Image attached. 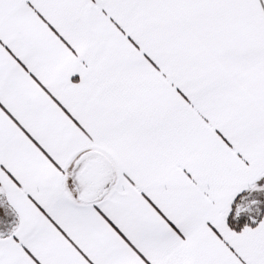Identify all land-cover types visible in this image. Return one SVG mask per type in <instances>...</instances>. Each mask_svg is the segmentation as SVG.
<instances>
[{
    "label": "snow or ice",
    "instance_id": "6c2138e0",
    "mask_svg": "<svg viewBox=\"0 0 264 264\" xmlns=\"http://www.w3.org/2000/svg\"><path fill=\"white\" fill-rule=\"evenodd\" d=\"M0 264H264V0H0Z\"/></svg>",
    "mask_w": 264,
    "mask_h": 264
}]
</instances>
